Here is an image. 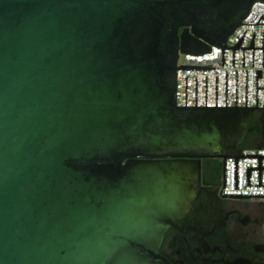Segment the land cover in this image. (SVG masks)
Segmentation results:
<instances>
[{"label": "water", "instance_id": "obj_1", "mask_svg": "<svg viewBox=\"0 0 264 264\" xmlns=\"http://www.w3.org/2000/svg\"><path fill=\"white\" fill-rule=\"evenodd\" d=\"M264 0H0V264H154L258 108L177 106L180 53L228 39ZM260 19H264L261 15ZM264 142V113H263ZM222 189V191H223ZM222 193V192H221ZM264 198V195H221Z\"/></svg>", "mask_w": 264, "mask_h": 264}, {"label": "built area", "instance_id": "obj_2", "mask_svg": "<svg viewBox=\"0 0 264 264\" xmlns=\"http://www.w3.org/2000/svg\"><path fill=\"white\" fill-rule=\"evenodd\" d=\"M264 16V3L256 2L249 16L243 21L233 35L228 39L226 46L233 48L245 34L241 48H250L254 33V48H262L264 25H254ZM258 24H264L260 19ZM222 65V49L211 48V52L202 56H190L180 53L178 68L182 66L210 67L215 70H178L177 72V106L185 107L186 77H187V107H196V77H197V107H206V77H207V107L216 108V77H217V108H226V71H227V107H236V70H238L237 108H246V71L247 80V108H256V71H262V79H258V88H264L263 50H255L253 68V50H245V67H243V50H235V67H233V50L225 49V67ZM258 108H264V89H258ZM260 141L256 148L240 150V156L264 155L263 142V113ZM264 167V159H262ZM247 168H259L258 159L239 158L238 162V189H235V159L226 162V188L224 187V162L220 184L221 195H264V187L259 186V171H251V183L247 187ZM262 186H264V170H262ZM223 189V191H222ZM222 192V193H221ZM229 200L257 201L264 205V198H226Z\"/></svg>", "mask_w": 264, "mask_h": 264}, {"label": "flooded vegetation", "instance_id": "obj_3", "mask_svg": "<svg viewBox=\"0 0 264 264\" xmlns=\"http://www.w3.org/2000/svg\"><path fill=\"white\" fill-rule=\"evenodd\" d=\"M205 161L193 210L168 230L154 264H264V205L222 197Z\"/></svg>", "mask_w": 264, "mask_h": 264}, {"label": "trees", "instance_id": "obj_4", "mask_svg": "<svg viewBox=\"0 0 264 264\" xmlns=\"http://www.w3.org/2000/svg\"><path fill=\"white\" fill-rule=\"evenodd\" d=\"M262 116L260 113H255L254 118L251 122V131L245 141V143L240 147V150L246 148H256L258 142L260 141L261 131H262ZM209 167L212 168L213 175L215 180L213 182L214 188H219L221 184V177L223 172V161L219 159H209L206 160L204 166L206 169Z\"/></svg>", "mask_w": 264, "mask_h": 264}]
</instances>
